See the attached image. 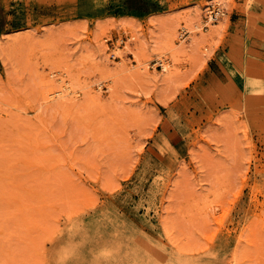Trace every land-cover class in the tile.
Wrapping results in <instances>:
<instances>
[{
	"label": "rangeland",
	"instance_id": "374dc122",
	"mask_svg": "<svg viewBox=\"0 0 264 264\" xmlns=\"http://www.w3.org/2000/svg\"><path fill=\"white\" fill-rule=\"evenodd\" d=\"M248 13L246 0H9L0 264H59L63 231L118 225L195 261L264 264V102L249 126L239 92L216 93L245 86L228 59L238 33L264 94Z\"/></svg>",
	"mask_w": 264,
	"mask_h": 264
},
{
	"label": "bare ground",
	"instance_id": "6f19581e",
	"mask_svg": "<svg viewBox=\"0 0 264 264\" xmlns=\"http://www.w3.org/2000/svg\"><path fill=\"white\" fill-rule=\"evenodd\" d=\"M8 4L9 0H0V11H5ZM246 5L249 8V13L248 21L243 29L246 36L250 38L264 28V0H246ZM20 19L22 20V18ZM211 32H216L215 28ZM237 34L230 40L231 52L228 59H231L232 63L235 64L236 71L244 78L245 86L241 90L231 80L228 85L229 89L226 90L223 81H218L216 93L225 94L238 91L239 95L236 98L235 106L245 115L247 124L252 126L253 122L261 118L264 94L259 68L252 59L248 58L247 48L239 42ZM212 37H214L213 34ZM164 67L166 68V66ZM64 88L68 90L71 87L64 86ZM212 92L205 88L200 93L202 104L211 102ZM55 94L60 95L61 92H51L49 99L55 97ZM86 231L82 227H73L63 231V234L57 240L60 249V252H57L60 253L58 257L59 264H213L207 261L192 260L177 250L170 249L162 242L152 239V236H146L124 225H118V230L109 235L96 233L94 236H90L85 233Z\"/></svg>",
	"mask_w": 264,
	"mask_h": 264
},
{
	"label": "built area",
	"instance_id": "2783aa9c",
	"mask_svg": "<svg viewBox=\"0 0 264 264\" xmlns=\"http://www.w3.org/2000/svg\"><path fill=\"white\" fill-rule=\"evenodd\" d=\"M223 12L221 9L217 8L210 12V15L208 17L209 21L216 22L220 17L222 16Z\"/></svg>",
	"mask_w": 264,
	"mask_h": 264
}]
</instances>
